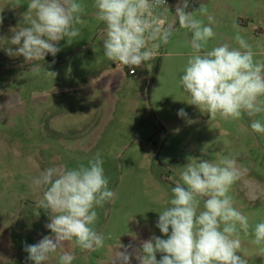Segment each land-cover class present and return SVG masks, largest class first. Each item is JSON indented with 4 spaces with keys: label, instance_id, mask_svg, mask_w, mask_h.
<instances>
[{
    "label": "rangeland",
    "instance_id": "1",
    "mask_svg": "<svg viewBox=\"0 0 264 264\" xmlns=\"http://www.w3.org/2000/svg\"><path fill=\"white\" fill-rule=\"evenodd\" d=\"M178 2L167 4L170 23L176 21ZM22 3L12 9L9 0H0V264H33L26 245L52 235L45 227L49 212L38 207L42 193L34 190L32 178L48 167L87 166L96 153L115 192L110 203L96 208L95 227L104 234L105 246L81 251L65 242L64 249L76 257L73 264H112L121 245H131L133 252L153 235L167 239L156 227L159 212L168 206L184 167L201 159L236 157L248 172L229 192L234 207L253 226L264 221V134L250 128L253 120L264 121V113L225 121L189 104L179 85L191 52L188 30L176 22L160 55L131 75L104 56L105 25L95 18L94 0H82L80 35L71 44L61 40L57 55L39 61L41 72L33 75L23 56L7 51L17 47L7 43L11 29L25 26L28 0ZM202 3L218 22L209 50L222 43L238 47L236 23L257 54L254 59L264 61V0H190L187 11ZM180 109L187 118L178 116ZM240 238L238 255L248 264H264L254 237L241 233ZM45 264H59L58 255ZM131 264H138L134 256Z\"/></svg>",
    "mask_w": 264,
    "mask_h": 264
},
{
    "label": "clouds",
    "instance_id": "2",
    "mask_svg": "<svg viewBox=\"0 0 264 264\" xmlns=\"http://www.w3.org/2000/svg\"><path fill=\"white\" fill-rule=\"evenodd\" d=\"M22 4V0H9L12 9ZM189 4L190 0H179L176 21L170 23L167 0H94L95 18L105 25L104 56L134 73L160 55L178 22L180 28L191 33V52L179 79L189 104L212 119L225 121L264 113V61L254 59L257 54L240 35L236 23L234 41L238 47L222 43L209 50L218 22L203 3L191 12L187 11ZM84 12L82 0H28L27 11L22 14L21 24L25 26L11 29L7 43L17 47L9 48L8 54L23 56L32 65L29 72L39 75V61L48 54L55 57L61 40L71 44L80 35L77 25L84 23ZM47 74L55 76L51 71ZM178 116L187 118V113L180 109ZM250 128L264 134V121L253 120ZM247 172L232 155L221 156L217 162L201 159L186 165L180 182L171 189L168 206L159 212L156 227L167 239L153 235L133 252L128 251L131 245H121L124 250L115 253L112 264H131L133 256L138 264H248L243 255H238L242 250L241 233L253 236L251 242L264 252V221L251 225L229 195L232 186ZM32 185L42 193L38 207L49 212L50 222L45 227L52 235L26 245L27 260L45 264L56 254L59 264H73L76 257L64 249L65 242L81 251L105 246L104 234L95 227L96 208L110 203L115 192L108 187L99 153L87 166L45 168L32 178ZM157 253L162 254L159 260Z\"/></svg>",
    "mask_w": 264,
    "mask_h": 264
},
{
    "label": "built area",
    "instance_id": "3",
    "mask_svg": "<svg viewBox=\"0 0 264 264\" xmlns=\"http://www.w3.org/2000/svg\"><path fill=\"white\" fill-rule=\"evenodd\" d=\"M176 1H177V0H167V4L171 5L173 2H176ZM117 69H119V70H129V73H130L131 75H135V74L137 73V68H136L135 72L133 73V72L131 71V69L128 68L127 66H125V68H124V67L118 65V66H117Z\"/></svg>",
    "mask_w": 264,
    "mask_h": 264
},
{
    "label": "crops",
    "instance_id": "4",
    "mask_svg": "<svg viewBox=\"0 0 264 264\" xmlns=\"http://www.w3.org/2000/svg\"><path fill=\"white\" fill-rule=\"evenodd\" d=\"M136 74H137V73H136ZM136 74H135V75H136Z\"/></svg>",
    "mask_w": 264,
    "mask_h": 264
}]
</instances>
